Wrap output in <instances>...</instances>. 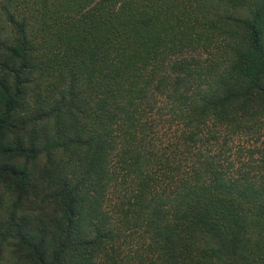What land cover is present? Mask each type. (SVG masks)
Masks as SVG:
<instances>
[{
    "label": "trees",
    "instance_id": "obj_1",
    "mask_svg": "<svg viewBox=\"0 0 264 264\" xmlns=\"http://www.w3.org/2000/svg\"><path fill=\"white\" fill-rule=\"evenodd\" d=\"M0 264H264V0H0Z\"/></svg>",
    "mask_w": 264,
    "mask_h": 264
}]
</instances>
